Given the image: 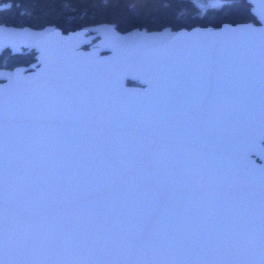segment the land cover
<instances>
[{"label":"water","instance_id":"water-1","mask_svg":"<svg viewBox=\"0 0 264 264\" xmlns=\"http://www.w3.org/2000/svg\"><path fill=\"white\" fill-rule=\"evenodd\" d=\"M257 23L148 31H118L100 23L64 33L0 23V55L36 52L30 68H0V224L46 222L57 230L114 227L123 216L120 194L104 183L106 171L134 166L137 195L149 169L178 193L152 215L159 230L172 223L196 230L207 215L204 193L240 198L259 228L264 204V0H247ZM2 4L0 11L10 8ZM210 66L214 70L210 74ZM166 77V79H165ZM139 85L132 86L128 82ZM81 101L52 110L49 101ZM97 102L87 105L89 99ZM92 116L102 127L90 128ZM126 132L127 135H122ZM193 140V160L165 147L173 135ZM144 138L152 155L137 163ZM111 142L106 154L104 144ZM126 150V151H125ZM206 167L200 180L197 170ZM164 209L165 206L161 205ZM9 209L11 211L9 212ZM183 212V215L181 214ZM237 209L225 204L220 225ZM145 216L137 214L136 226ZM4 264H264L258 245L202 254L121 250L119 254H64L0 249Z\"/></svg>","mask_w":264,"mask_h":264},{"label":"snow or ice","instance_id":"snow-or-ice-1","mask_svg":"<svg viewBox=\"0 0 264 264\" xmlns=\"http://www.w3.org/2000/svg\"><path fill=\"white\" fill-rule=\"evenodd\" d=\"M219 6V5H217ZM214 70L210 66L211 71ZM166 79V77H165ZM81 101L71 96L62 100L53 99L49 101L52 110L61 105H76ZM87 105L95 107L97 103L94 98L86 102ZM86 125L90 128L102 127L103 121L89 116ZM122 135H127L122 132ZM156 139L144 138L143 147L137 151V163H143L152 155V144ZM172 155L182 154L193 160L198 155L197 147L193 140L186 139L181 135L173 134L169 143L165 145ZM106 154L112 152L111 142L104 144ZM126 151V150H125ZM200 180L204 181L207 176L206 167L197 170ZM134 166H129L124 171H106L104 183L115 189L120 194L123 207L117 212L123 216L114 227H102L82 231L79 227L68 230H57L49 227L46 222L38 224H27L20 227L15 224H0V249L7 248L10 251L20 252H62L64 254H119L123 249L128 253L143 252L163 253L165 255L177 256L185 251H198L202 254L231 252L237 248L243 249L246 245H258L261 254L264 255V204L261 207V222L259 228L253 227L251 223H245L240 228L236 218L241 221L252 215L250 208H245L236 196L226 197L222 202L214 199L216 196L215 186L209 184L212 191L204 193L208 199L205 205L207 215L201 217L196 214V230L186 229L176 223L166 228L157 230L152 223V215L157 211H165L166 207L174 202L178 196L174 184L179 183L173 178L172 183L161 178L159 172L149 169L143 177V192L147 199L137 195L138 180ZM225 204H231L237 209L232 218V225H220L224 216ZM161 205L165 208L162 209ZM11 209H9V212ZM137 214L145 216L143 226L134 224ZM183 215V212L181 213ZM0 264H4L0 260Z\"/></svg>","mask_w":264,"mask_h":264},{"label":"trees","instance_id":"trees-1","mask_svg":"<svg viewBox=\"0 0 264 264\" xmlns=\"http://www.w3.org/2000/svg\"><path fill=\"white\" fill-rule=\"evenodd\" d=\"M1 3L11 6L0 11V23L35 29L54 25L64 33L100 23L112 24L120 32L257 23L247 0H1ZM35 61V51L13 55L6 50L0 55V68H30ZM128 84L139 85L132 81Z\"/></svg>","mask_w":264,"mask_h":264}]
</instances>
